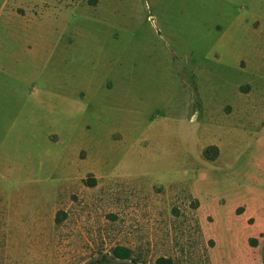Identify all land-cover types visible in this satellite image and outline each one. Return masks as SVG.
<instances>
[{
    "label": "rangeland",
    "instance_id": "rangeland-1",
    "mask_svg": "<svg viewBox=\"0 0 264 264\" xmlns=\"http://www.w3.org/2000/svg\"><path fill=\"white\" fill-rule=\"evenodd\" d=\"M160 256L264 264V0H0V264Z\"/></svg>",
    "mask_w": 264,
    "mask_h": 264
},
{
    "label": "trees",
    "instance_id": "trees-1",
    "mask_svg": "<svg viewBox=\"0 0 264 264\" xmlns=\"http://www.w3.org/2000/svg\"><path fill=\"white\" fill-rule=\"evenodd\" d=\"M112 256L118 259H128L130 257V250L123 246H115L111 250ZM154 264H174L169 257L160 256L156 258Z\"/></svg>",
    "mask_w": 264,
    "mask_h": 264
}]
</instances>
